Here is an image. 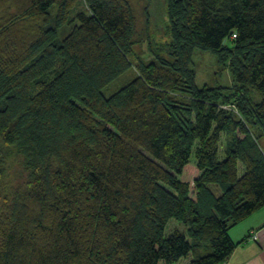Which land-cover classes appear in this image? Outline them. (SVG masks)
<instances>
[{"label": "trees", "instance_id": "trees-1", "mask_svg": "<svg viewBox=\"0 0 264 264\" xmlns=\"http://www.w3.org/2000/svg\"><path fill=\"white\" fill-rule=\"evenodd\" d=\"M162 1L165 44L129 0H0V264H224L264 208V0Z\"/></svg>", "mask_w": 264, "mask_h": 264}, {"label": "rangeland", "instance_id": "rangeland-1", "mask_svg": "<svg viewBox=\"0 0 264 264\" xmlns=\"http://www.w3.org/2000/svg\"><path fill=\"white\" fill-rule=\"evenodd\" d=\"M134 8V13L137 19V30L142 36V42L145 43L146 32L151 30V27H158L157 32H151L148 40H155L161 44H165L168 41L169 35L165 33V24L163 20L167 21V15L163 9L162 0H129ZM55 12V10L53 9ZM53 12V13H54ZM149 20V21H148ZM149 22L150 28L147 26ZM69 28L65 29V32L60 33V39L67 34ZM142 43V44H143ZM145 49V48H144ZM191 69L196 74V84L199 87L207 85L209 87H224L229 88L232 86L233 81L231 75L226 67H224L217 59V57L210 52L196 51L193 57V63ZM133 79V74L127 72L125 75L112 82L110 85L102 90L105 97H110L125 87ZM223 106V105H221ZM228 109V108H224ZM264 148V140L261 142ZM174 224L171 225L174 226ZM180 230L185 228L182 225H178ZM187 259H181L175 264H186Z\"/></svg>", "mask_w": 264, "mask_h": 264}, {"label": "crops", "instance_id": "crops-1", "mask_svg": "<svg viewBox=\"0 0 264 264\" xmlns=\"http://www.w3.org/2000/svg\"><path fill=\"white\" fill-rule=\"evenodd\" d=\"M229 235L236 247L224 264H264V208L231 229Z\"/></svg>", "mask_w": 264, "mask_h": 264}]
</instances>
